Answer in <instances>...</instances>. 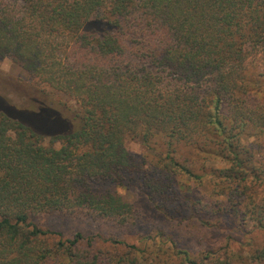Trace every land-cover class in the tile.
<instances>
[{
    "label": "trees",
    "instance_id": "obj_1",
    "mask_svg": "<svg viewBox=\"0 0 264 264\" xmlns=\"http://www.w3.org/2000/svg\"><path fill=\"white\" fill-rule=\"evenodd\" d=\"M6 58L77 109L0 110V264H264V0H0ZM52 215L120 233L66 238ZM215 220L242 240L191 254L180 230Z\"/></svg>",
    "mask_w": 264,
    "mask_h": 264
},
{
    "label": "rangeland",
    "instance_id": "obj_2",
    "mask_svg": "<svg viewBox=\"0 0 264 264\" xmlns=\"http://www.w3.org/2000/svg\"><path fill=\"white\" fill-rule=\"evenodd\" d=\"M64 103L72 109H77L74 100L63 94L55 93L39 83L14 59H0V110H9L17 118L24 120L30 117L29 113L47 120L57 114L64 118L66 115L61 112V108L65 107L62 105ZM46 143H49V139ZM127 147L137 161L145 163L146 166H148L147 161L154 156V153L148 150L141 141H129ZM182 155L183 159H187L188 164L199 172L198 162L201 164V160L197 154L190 148H184ZM212 165L223 166L220 163H213ZM119 193L128 201L143 205L147 211L150 210L151 207L144 195L133 185L120 186ZM36 222L41 227L63 232L66 238L74 236L77 232H82L85 236L101 234L104 237H111L120 233L112 225L103 224L98 227L91 225L85 219H71L62 215H52L44 220L36 219ZM213 222L215 224L213 228L192 226L191 232L180 230L183 245L191 254L196 255L204 250L219 248L227 243L229 236H235L237 240H242L240 235L231 231L235 227L229 226L226 221L220 223L215 220ZM148 230V227H142L139 232L143 234ZM138 235L137 232H127L124 238L130 242H136ZM253 236L260 244L263 243L261 232H254Z\"/></svg>",
    "mask_w": 264,
    "mask_h": 264
}]
</instances>
